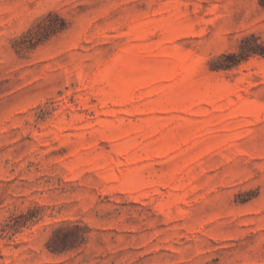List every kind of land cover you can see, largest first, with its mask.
Instances as JSON below:
<instances>
[{
	"label": "rangeland",
	"instance_id": "rangeland-1",
	"mask_svg": "<svg viewBox=\"0 0 264 264\" xmlns=\"http://www.w3.org/2000/svg\"><path fill=\"white\" fill-rule=\"evenodd\" d=\"M251 47L259 0H0V264H264Z\"/></svg>",
	"mask_w": 264,
	"mask_h": 264
},
{
	"label": "trees",
	"instance_id": "trees-1",
	"mask_svg": "<svg viewBox=\"0 0 264 264\" xmlns=\"http://www.w3.org/2000/svg\"><path fill=\"white\" fill-rule=\"evenodd\" d=\"M259 4L264 6V0H259ZM256 47V45H255ZM255 47H251L250 49H248L247 51H245V56H251L253 54H264V51H259L256 50Z\"/></svg>",
	"mask_w": 264,
	"mask_h": 264
}]
</instances>
